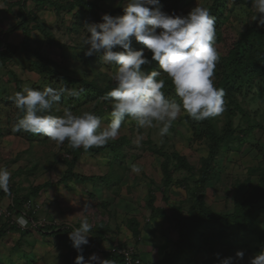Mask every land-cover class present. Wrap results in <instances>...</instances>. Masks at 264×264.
<instances>
[{
	"label": "rangeland",
	"instance_id": "obj_1",
	"mask_svg": "<svg viewBox=\"0 0 264 264\" xmlns=\"http://www.w3.org/2000/svg\"><path fill=\"white\" fill-rule=\"evenodd\" d=\"M47 1L48 4L41 5L39 10L29 8L24 16L22 12L20 15L0 14L2 42L19 45L26 37L28 47L26 53L20 49L13 60L0 61V167L7 168L11 173L10 191L22 199L27 197L22 200L25 202L20 211L29 221L26 227L17 222L12 225L9 219L13 212L9 206L14 195L0 197V228L8 225L6 235L0 239V264H74V256L71 255L76 249L72 247L69 233L80 226L85 215L92 225L88 233L89 243L82 246L85 254L98 253L101 259H108L101 257L96 249H138L139 254L136 255L141 264L159 262L168 250L174 249L172 242L176 240V231L172 220L176 217V209H182L186 216L194 201L192 190L195 180L203 160L208 156L205 124L182 112L173 123L170 134L162 137L159 135L160 125L140 129L133 119L127 118L119 136L109 142L118 141L121 146L115 152L109 148L82 154L72 166L74 177L69 175L72 154L66 142L61 145L43 134L13 132L22 114L12 98L18 89L25 86L42 90L51 85L85 91L78 98L65 94L53 114L61 115L65 107H71L77 115L95 112L102 124L110 122V103L89 90L88 84L99 88L107 84L115 85L112 76L117 66L105 63L99 54L85 55L88 46H84L83 41L90 34L84 26L86 23L103 22L105 14L122 16L129 0H85L95 4L94 11L100 20L82 10L57 15L52 4L65 5L67 0ZM213 1L182 0L177 9H171L172 0H160V6L169 14H187L196 4L209 8ZM255 14L251 4L247 6L234 0H221L219 14L215 16L222 35L221 42L215 45L220 58L226 56L241 32L247 28H263L252 21ZM21 22L24 26L10 32L8 37L1 34V31ZM24 29L28 35L22 32ZM42 31L47 32L54 43H50ZM131 39L133 48L139 50L145 47L134 37ZM148 52L145 48V54ZM37 64L45 68L37 69ZM154 65L158 62L154 61ZM218 65L219 61L215 69L216 87ZM150 69L149 66L146 72ZM63 77L82 80L83 83L69 86L63 83ZM257 89L260 86L254 91ZM242 91L247 93L246 89ZM165 95L180 102L175 89ZM253 96V92L237 95L235 100L240 108L227 106L225 100L224 112L210 117L218 133L230 121L235 134L231 141L221 146L213 163L214 178L204 186L205 204L216 214L233 212L235 186L247 180L255 185L258 181L256 169L264 165V99ZM248 129L251 130L244 134ZM140 135L143 140L137 147L135 140ZM173 153L184 157L192 167L190 173L174 167L175 160L170 158ZM133 164L141 167L139 174L131 171ZM165 164L170 173L168 187H165L163 179ZM45 183L51 185L38 194H31L34 187ZM150 197L154 198L152 209L148 206ZM85 206L87 211L79 214ZM153 209L162 210L165 217L156 215ZM262 215L258 225L260 230H264ZM14 218L17 220L18 217ZM131 221L139 225L136 239L129 230ZM56 232L58 236L54 235ZM209 247L212 249L202 246L196 251L194 249L182 256L179 264H219L220 259L235 257L237 251H243L245 255L236 264H249L254 255L264 249V237H248L233 229L223 241L210 243Z\"/></svg>",
	"mask_w": 264,
	"mask_h": 264
},
{
	"label": "clouds",
	"instance_id": "obj_2",
	"mask_svg": "<svg viewBox=\"0 0 264 264\" xmlns=\"http://www.w3.org/2000/svg\"><path fill=\"white\" fill-rule=\"evenodd\" d=\"M250 4L256 13L252 21L257 27H264V0H250ZM123 12L122 16L116 17L105 14L103 22L84 26L90 34L83 41L84 46H88L85 55L99 54L105 63L117 66L112 76L114 87L101 97L111 105L110 122L102 124L95 112L77 115L71 107H65L61 115L53 114L65 94L78 98L82 90L51 85L38 90L25 86L12 98L15 107L23 114L16 121L13 132L43 134L58 144L67 141L71 148L87 152L114 141L127 118L133 119L140 129L160 125L159 135L163 137L170 134L173 123L182 112L197 122L224 112L225 90L217 88L214 83L220 59L215 47L216 17L208 7L196 4L187 14H169L162 10L160 0H129ZM132 37L145 47L133 48ZM145 48L151 53V59L145 55ZM3 49L2 46L0 50ZM153 61L158 62L159 70H142V66ZM164 74L171 79L180 102L165 95V80L161 78ZM142 140V135L137 136V147ZM131 171L139 174L142 169L133 164ZM10 179V171L0 167V190L9 195ZM86 211L87 206L79 214ZM11 216L18 217L17 223L21 227L29 223L22 211ZM91 228L85 215L80 226L69 233L72 247L76 249L71 256L78 252L74 264H114L96 254L87 260L83 256L82 246L88 245ZM98 249L103 248H97L96 252ZM244 255L243 251H237L235 257L220 259L219 264H236ZM135 257L139 258L136 253ZM249 264H264V249L254 255Z\"/></svg>",
	"mask_w": 264,
	"mask_h": 264
},
{
	"label": "trees",
	"instance_id": "obj_3",
	"mask_svg": "<svg viewBox=\"0 0 264 264\" xmlns=\"http://www.w3.org/2000/svg\"><path fill=\"white\" fill-rule=\"evenodd\" d=\"M182 0H172L170 8L177 9L178 4ZM235 3L250 4V0H234ZM37 3L49 2L47 0H36ZM221 0H214L211 7H209L210 13L214 16L219 14V4ZM65 5L52 4L53 8L58 15L61 12L65 11H85L90 13L95 19L100 20L99 15L94 11L95 4L85 0H67ZM117 12V11H115ZM114 12V13H115ZM24 16L25 13L22 12ZM21 15V16H22ZM33 18V16L31 17ZM24 19V18H23ZM24 26V23L21 22L13 28L6 31H1V34L5 37H8L10 32L19 30ZM216 27V40L215 45L219 44L222 40V35L218 30L217 23ZM25 35H28L26 29L22 31ZM44 36H47L50 43H54L48 35L47 32L42 31ZM22 34V33H21ZM26 37L21 41L19 45L14 44H4L0 38V48L3 46V50H0V61L9 62L15 58L21 51H28L26 46ZM120 50V49H117ZM151 59V53L148 52L145 54ZM154 62V61H153ZM153 62L150 65L142 66V70L146 72L150 66L152 69L157 70L158 65L152 66ZM37 69H44L42 65H36ZM218 77H217V88H223L225 90L224 100H227V106L233 105L236 108H240L237 104L235 98L237 95H246L248 92H253V97L255 95L260 99H264V27L260 29H251L247 28L245 31L239 34V38L234 42L231 48L228 50L226 56L219 59L218 65ZM162 79L165 80V88L163 91L169 93L174 89V86L171 83V79L167 76H162ZM63 83H68L69 86H74L78 83H83L82 80L72 79L68 77H63ZM260 86V89L254 91V88ZM89 90L97 93L98 97H103L105 93L111 90L113 86L107 84L103 88H99L96 85L88 84ZM246 89L247 93L242 90ZM17 91H20L19 89ZM85 91H80V94H84ZM22 114V113H21ZM23 115V114H22ZM205 124L206 134L205 137L208 140V156L202 162V166L198 171L197 178L195 180L194 189L192 190V196H194V201L191 204L190 208L187 211V215H183L182 209L177 208V214L172 224L174 230L176 231V240L172 242L174 249L168 250L164 254L161 260L155 264H179L182 256L189 254L195 249L198 250L200 247H205L208 250H211L210 243H219L223 241L230 230H237L247 235L248 237H257L262 239L264 237V230H260L258 225L259 221L263 218L264 214V165L258 167L257 175L258 181L255 185H252L250 181H245L246 183L235 186L234 189V200H233V212L228 215L216 214L212 212L205 204V189L204 186L207 182L214 178L213 163L218 156L221 146L233 139L234 129H232V124L230 121L226 123L222 131L218 133L211 124L210 118L203 120ZM251 129L244 131V134H247ZM66 144L70 148V153L72 154L71 168L69 170L70 176H75L72 173V166L77 163L80 156L84 153H97L105 149H111L112 152H115V149L121 146L120 142L109 143L103 147H93L92 149L85 152L83 149H73L70 147L67 141ZM170 158L175 160V168H183L187 172L192 171V167L189 166L184 157L173 153L170 155ZM169 157H167V160ZM167 163V162H166ZM164 175V185L168 187L170 184V173L167 170V164H165L163 169ZM79 178V177H78ZM89 179V178H87ZM92 180V178H91ZM50 183H45L41 186H36L31 190V194H38V192L48 186ZM14 195L10 191V195ZM9 194L4 193L0 190V197L8 196ZM27 197H23L26 200ZM21 197L13 196L12 204L10 207L11 213L19 214L21 211V206L23 200ZM153 197H150L148 200V206L152 209ZM153 213L160 215L162 218L165 217L164 213L160 209H153ZM9 224V223H8ZM129 230L131 231L134 238H138V224L136 221H131L129 223ZM8 225H4L0 228V239L4 237L7 233ZM55 236H58V232L54 233ZM208 236V238H206ZM209 242V244H208ZM118 248V247H117ZM213 253V251H212ZM106 257L108 260H112L114 264H122V257L118 254H107ZM85 258H87L85 256Z\"/></svg>",
	"mask_w": 264,
	"mask_h": 264
},
{
	"label": "crops",
	"instance_id": "obj_4",
	"mask_svg": "<svg viewBox=\"0 0 264 264\" xmlns=\"http://www.w3.org/2000/svg\"><path fill=\"white\" fill-rule=\"evenodd\" d=\"M43 4H48V2L37 3L36 0H0V14H4V15L5 14L6 15L19 14L20 15L21 12H23V13L28 12L29 8H31V9L35 8L36 10H39L42 8L41 5H43ZM0 26L2 27L1 22H0ZM0 30H1V28H0ZM10 44H12V43H10ZM140 249L143 250L142 246L140 247ZM137 250H135V253H137V255H138L139 252H137ZM82 254L84 257L85 256L87 257V258H85L86 260L88 259V257L91 256V254H88V253L85 254L84 252H82ZM94 254H96V253H94ZM77 255H78V252H76V254L74 255V259L72 261H75V258L77 257ZM101 257H104V256H101ZM103 259H106V258H103ZM154 262L157 263L158 261H154Z\"/></svg>",
	"mask_w": 264,
	"mask_h": 264
},
{
	"label": "built area",
	"instance_id": "obj_5",
	"mask_svg": "<svg viewBox=\"0 0 264 264\" xmlns=\"http://www.w3.org/2000/svg\"><path fill=\"white\" fill-rule=\"evenodd\" d=\"M1 214V211H0ZM10 222L12 225H14L17 220L14 217H11L10 215ZM99 253H110V254H118L122 257L123 260V264H141V260L140 258L135 257V253L133 249H116V248H112L108 251L104 250V249H98Z\"/></svg>",
	"mask_w": 264,
	"mask_h": 264
}]
</instances>
